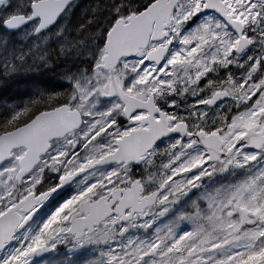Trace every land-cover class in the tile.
I'll return each instance as SVG.
<instances>
[{
	"label": "snow or ice",
	"instance_id": "6c2138e0",
	"mask_svg": "<svg viewBox=\"0 0 264 264\" xmlns=\"http://www.w3.org/2000/svg\"><path fill=\"white\" fill-rule=\"evenodd\" d=\"M71 2L0 0V264H264V0Z\"/></svg>",
	"mask_w": 264,
	"mask_h": 264
},
{
	"label": "trees",
	"instance_id": "16d2710c",
	"mask_svg": "<svg viewBox=\"0 0 264 264\" xmlns=\"http://www.w3.org/2000/svg\"><path fill=\"white\" fill-rule=\"evenodd\" d=\"M94 3L95 0H78L61 23L75 28L85 21ZM65 86L63 80L47 70L18 74L0 85V110L5 103H18L37 92L59 91Z\"/></svg>",
	"mask_w": 264,
	"mask_h": 264
},
{
	"label": "rangeland",
	"instance_id": "374dc122",
	"mask_svg": "<svg viewBox=\"0 0 264 264\" xmlns=\"http://www.w3.org/2000/svg\"><path fill=\"white\" fill-rule=\"evenodd\" d=\"M63 24H65V23H63ZM53 210H54V209H53ZM81 252H82V251H80V252H78V253H75V254H69L67 257H68L69 259H71V258H75V257L78 256ZM88 255H90V253L85 252L84 255H83V257H82V261L79 262L78 264H84V261L86 260V258H87ZM67 263H69V262H65V264H67Z\"/></svg>",
	"mask_w": 264,
	"mask_h": 264
},
{
	"label": "water",
	"instance_id": "95a60500",
	"mask_svg": "<svg viewBox=\"0 0 264 264\" xmlns=\"http://www.w3.org/2000/svg\"><path fill=\"white\" fill-rule=\"evenodd\" d=\"M75 0H72V2H71V4L74 2ZM55 198V194H54V197H53V199Z\"/></svg>",
	"mask_w": 264,
	"mask_h": 264
}]
</instances>
